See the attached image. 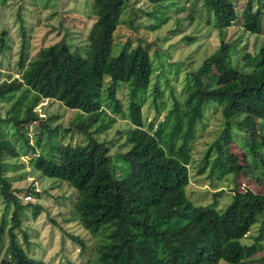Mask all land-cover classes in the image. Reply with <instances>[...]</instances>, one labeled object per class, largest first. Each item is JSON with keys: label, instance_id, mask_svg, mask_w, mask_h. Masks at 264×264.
<instances>
[{"label": "trees", "instance_id": "1", "mask_svg": "<svg viewBox=\"0 0 264 264\" xmlns=\"http://www.w3.org/2000/svg\"><path fill=\"white\" fill-rule=\"evenodd\" d=\"M145 1L154 9L164 3L175 6L173 0ZM92 3L94 21L87 33L84 54L70 51L63 40L40 49L28 61L20 51L18 78L0 83L1 102L11 101L15 93L21 92L9 110L20 106L28 96L20 106L21 118H10L16 125L38 121L33 109L43 99L79 113L71 125L86 138L84 144L74 147L51 142L58 135L46 123L39 122L47 150L34 157L32 169L42 177L65 183L76 193L73 221L91 237L103 236L95 249V264H218L220 260L226 264L242 263L260 249V245L246 246L240 240L255 223L259 222L263 230L264 192L234 189L230 202L221 211L212 206H194L185 195L188 143L195 123L202 120L203 110L209 105L218 106L225 126L206 150L203 166L214 152L209 177L216 171L220 176H237L241 172L228 144L232 130H243L251 118L258 125L264 124V42L257 51L258 63L232 84L215 85L209 63L202 62L192 73V86L182 109L174 101L163 122L154 128L149 122L144 128L139 100L153 72L149 44L123 47L112 55L113 33L126 0ZM259 4L256 9L251 0L243 5L239 20L246 33H260L264 15L263 5ZM202 5L218 31L237 19L231 0H202ZM153 20L154 29L165 18L161 17L160 22ZM120 85L125 90L124 105L115 94ZM154 90L156 96L158 88ZM107 111L125 118L129 125L125 151L116 155L120 163L132 169L126 177L113 175L108 148L89 133L93 127L100 132L113 122ZM169 117V129L163 134ZM104 118L106 122L97 125ZM247 155L253 166L259 165L264 177V156L257 151L256 142L250 143ZM0 181L4 203L12 205L7 231L8 260L0 264H43L28 257L17 243L13 230L19 226L17 217L23 206L8 191V184Z\"/></svg>", "mask_w": 264, "mask_h": 264}, {"label": "rangeland", "instance_id": "2", "mask_svg": "<svg viewBox=\"0 0 264 264\" xmlns=\"http://www.w3.org/2000/svg\"><path fill=\"white\" fill-rule=\"evenodd\" d=\"M246 1L231 0L237 19L228 28L218 31L213 28L202 0H173L175 6L167 7L164 3L155 9L145 0H126L113 33L111 52L115 55L123 47L149 44L153 72L139 100L144 128L149 122L153 128L163 122L174 101L182 109V102L192 86V73L202 62L209 63V72L216 78L217 86L237 82L258 63L257 51L264 42V17L259 34L244 32L239 14ZM258 2L263 5L264 15V0H251L252 8H258ZM161 17L165 18L164 22L158 28H151L153 18L160 22ZM93 21L92 0H0V83L18 78L20 51L28 61L40 49L63 40L70 51L84 54ZM155 87L158 88L156 96ZM124 93L122 85L115 92L123 105ZM20 96L21 92H17L11 101H0V179L8 184V191L23 206L17 217L19 226L13 230L17 243L28 257L43 264H95V249L103 236L91 237L73 221L76 193L65 183L42 177L31 167L34 157L47 150L39 122L55 130L58 136L50 140L53 143L71 147L84 144L86 136L71 125L79 113L56 101L43 99L33 109L38 121L16 125L10 118H21V105L28 96L25 95L21 107L9 109ZM105 113L114 119L113 122L100 132L93 127L89 133L108 148L113 175L126 177L132 174V169L120 163L116 155L125 151L123 144L129 125L125 118L109 111ZM106 119H100L97 125ZM170 119L163 126V134L169 129ZM250 121L243 130H232L228 144V151L241 172L237 176H220L216 171L209 177L215 154L210 153L203 166L204 154L225 124L218 106L209 105L203 110L202 120L195 123L193 138L188 143L185 195L194 206H212L221 211L230 202L234 189L249 190L253 194L264 192V177L259 165L253 166L247 155V148L254 141L257 151L264 156V131H261L264 124L258 125L254 118ZM1 187L0 181V261H5L8 260L7 231L11 226L12 205L4 203ZM261 228L259 222L255 223L240 240L246 246L260 245L257 252L240 264H264V227ZM218 264L226 263L220 260Z\"/></svg>", "mask_w": 264, "mask_h": 264}, {"label": "built area", "instance_id": "3", "mask_svg": "<svg viewBox=\"0 0 264 264\" xmlns=\"http://www.w3.org/2000/svg\"><path fill=\"white\" fill-rule=\"evenodd\" d=\"M264 185V183H262Z\"/></svg>", "mask_w": 264, "mask_h": 264}]
</instances>
